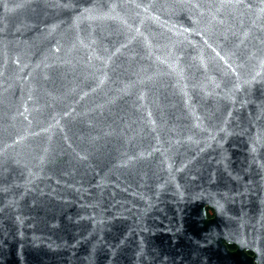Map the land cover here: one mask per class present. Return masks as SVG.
Wrapping results in <instances>:
<instances>
[{
    "label": "water",
    "instance_id": "1",
    "mask_svg": "<svg viewBox=\"0 0 264 264\" xmlns=\"http://www.w3.org/2000/svg\"><path fill=\"white\" fill-rule=\"evenodd\" d=\"M0 264H264V0H0Z\"/></svg>",
    "mask_w": 264,
    "mask_h": 264
},
{
    "label": "flooded vegetation",
    "instance_id": "2",
    "mask_svg": "<svg viewBox=\"0 0 264 264\" xmlns=\"http://www.w3.org/2000/svg\"><path fill=\"white\" fill-rule=\"evenodd\" d=\"M205 213H206V217H207V219H212V217L214 216V210L212 209V208H210V207H206L205 208ZM253 246V245H252ZM251 247V246H250ZM227 248L229 249V250H231V251H233V250H235L236 249V247L234 246V245H232V244H227ZM246 253L248 254V255H250V256H253L254 255V253L252 252V250H250V249H247L246 250Z\"/></svg>",
    "mask_w": 264,
    "mask_h": 264
}]
</instances>
